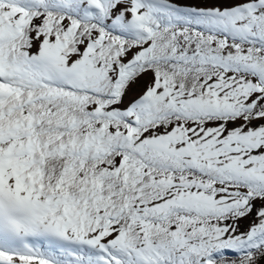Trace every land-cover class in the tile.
<instances>
[{"label":"snow or ice","instance_id":"snow-or-ice-1","mask_svg":"<svg viewBox=\"0 0 264 264\" xmlns=\"http://www.w3.org/2000/svg\"><path fill=\"white\" fill-rule=\"evenodd\" d=\"M0 264H264V0H0Z\"/></svg>","mask_w":264,"mask_h":264},{"label":"rangeland","instance_id":"rangeland-1","mask_svg":"<svg viewBox=\"0 0 264 264\" xmlns=\"http://www.w3.org/2000/svg\"><path fill=\"white\" fill-rule=\"evenodd\" d=\"M247 223H248V222H244V226H245V227L247 226Z\"/></svg>","mask_w":264,"mask_h":264}]
</instances>
